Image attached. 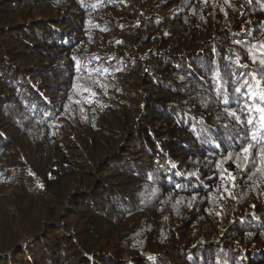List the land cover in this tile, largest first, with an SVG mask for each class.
<instances>
[{"label":"trees","instance_id":"trees-1","mask_svg":"<svg viewBox=\"0 0 264 264\" xmlns=\"http://www.w3.org/2000/svg\"><path fill=\"white\" fill-rule=\"evenodd\" d=\"M258 41L264 0H0V212L76 183L0 264H264V161L240 152ZM113 120L123 143L96 134ZM78 147L105 161L91 192Z\"/></svg>","mask_w":264,"mask_h":264},{"label":"rangeland","instance_id":"rangeland-1","mask_svg":"<svg viewBox=\"0 0 264 264\" xmlns=\"http://www.w3.org/2000/svg\"><path fill=\"white\" fill-rule=\"evenodd\" d=\"M2 10H4V9H2ZM208 17H210V16H208ZM125 108H127V107L125 106ZM120 110H122V108H120ZM110 122H112V123L110 124ZM102 127H103V129L99 130L96 133L97 136L101 135V133H107L108 136L102 137L101 139L112 138L111 136H109L110 134H113L118 139V137L122 133H128V134H125V137L123 138V140L121 142V143H123V142H125V139H127L130 136L129 133H131V132L125 131L124 128L121 125H119L117 122H115L114 120L105 122V124H103ZM66 128L67 127H65L63 129L64 132L61 131L62 132L61 136L70 137L64 133H67V130H69L71 128H69V129H66ZM115 133H116V135H115ZM70 139L74 140L72 137H70ZM68 143H69V141H68ZM70 143H72V142L70 141ZM65 144H66V142H65ZM122 145H124V144H122ZM75 146H77V145L75 144ZM17 147H18V149H16L15 147H13L12 149H15L16 153H18V152L23 153V155L25 156L27 161L30 162L31 164H44V165H46L44 157L39 158V160L33 159L31 157V153L34 152L35 150L33 149V147H30L29 143L19 141L17 144ZM70 147H71V150L74 152L75 148L73 146H70ZM78 148H79V151L82 152L79 160L77 161L78 164L80 165V169H81L80 171L83 172V175L85 174L84 175L85 177H86V175H89L88 177H91V180L85 181L86 183H89L88 185H85L86 189L83 187L84 182H82V192H86V191L91 192L93 190V185L96 183V181H98L97 177L100 176L101 170H102V167H103L105 161H102L103 156L101 155L100 152L97 153V155L99 154V157H96L97 155L96 156L92 155V153L89 150L81 148V147H78ZM94 150L96 152L98 151L95 148H94ZM36 151H38V150H36ZM90 155H92V156H90ZM28 159H31V160H28ZM91 162L94 164H91ZM74 177L75 176H73L72 179H70L71 177L67 178V182H66L67 184L63 188V190L61 191V195L57 196L55 199H52V200L51 199L49 200L46 197V193L39 194L38 196H35V197H29L28 195L25 196L22 193L17 192V190L13 189V194L15 195V198L17 199V201L19 203L18 204L19 207L10 208V209L8 208V210L4 211V213L0 212V215L6 214V217L4 219L5 223L2 224V226H0V243H1V245L4 244L5 246H7L10 244L9 242H11V239H17V236L20 237L21 235L22 236L19 239L25 240L26 236L23 233L26 234V232L31 231L32 230V227H31L32 223L37 222V219L34 218V216H40L41 217L42 215H45L46 212H50V211L54 210V208H56L57 210H61V209H64L66 206H69L68 202L71 199V197L68 196L69 192H70V188H73V186L76 185V183L73 180ZM80 178H81V175L78 173L77 179L79 180ZM11 186H13V185L11 184ZM13 188H15V187H13ZM60 196H61V198H59ZM24 210H28V211L25 212ZM71 221H73V219H72V217H69V214H68L63 218L61 223H63V222H69L70 223ZM60 232H62V230ZM20 233H21V235H20ZM2 247H4V246L2 245Z\"/></svg>","mask_w":264,"mask_h":264},{"label":"snow or ice","instance_id":"snow-or-ice-1","mask_svg":"<svg viewBox=\"0 0 264 264\" xmlns=\"http://www.w3.org/2000/svg\"><path fill=\"white\" fill-rule=\"evenodd\" d=\"M249 56L253 63L258 62L260 68L264 69V41L254 44ZM254 86L256 91H252ZM244 87L247 89L245 93L247 100L244 107L250 111L246 121L248 129L241 137L246 143L240 148V152L244 155L245 160L251 162L252 149L259 146V156L261 161H264V80H261L256 72H253L251 73V82L245 80ZM236 92H241V88H237ZM257 96H259V103H257ZM229 114L236 116L235 112ZM236 158L239 159V156ZM228 159H232V156L230 155Z\"/></svg>","mask_w":264,"mask_h":264}]
</instances>
